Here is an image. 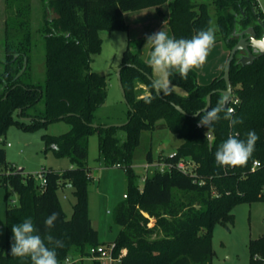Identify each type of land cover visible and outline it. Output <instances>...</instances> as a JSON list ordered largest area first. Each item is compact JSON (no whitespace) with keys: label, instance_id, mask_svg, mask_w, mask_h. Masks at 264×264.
<instances>
[{"label":"trees","instance_id":"16d2710c","mask_svg":"<svg viewBox=\"0 0 264 264\" xmlns=\"http://www.w3.org/2000/svg\"><path fill=\"white\" fill-rule=\"evenodd\" d=\"M40 1L42 24L36 32L44 48L42 83L31 81L30 53L34 37L28 17L23 18L29 10L19 9L17 18H10L5 24L0 60V139L9 124L34 130L65 121L69 125L66 133L43 135L42 139L45 150H52L56 158H67L73 168L42 170L45 184H37L33 175L16 173L0 148V186L10 187L18 196L17 205L6 204L5 243L0 250V264H32L30 258L9 254L13 242L11 228L26 218L32 219L42 238L52 235L63 242V247L56 249L59 264H63L73 248L84 252L86 248L102 245L89 218L87 202L88 140L95 134L98 160L106 167L116 164L125 167L127 177L125 199L116 207L113 219L121 227L112 241L114 257L125 249L118 264H210L213 227L217 223L232 224L231 211L238 203L264 202V56L256 57L247 66L236 63L238 54L234 57L229 79L237 102L231 105L235 118L242 119L243 123L230 128L222 118L212 130L215 143L209 145L204 137L207 130L197 127L199 117L192 115L205 107L208 94L211 93L209 107H215L222 98L217 90L225 88L221 79L223 71L207 85L197 83L194 69L186 79L174 71L170 77V94L160 93L158 97L149 79H154L152 68L142 61L140 53L130 51L128 41L119 64L129 105L127 123L121 127L105 128L102 124L92 127L94 114L107 97L106 77L90 69L91 55L101 48L99 32L126 31L125 12L149 7L159 11L167 0ZM211 4L215 9V29L208 4L193 0L169 1L167 24L172 37L190 39L199 30L212 28L230 51L237 42L233 36L235 29L253 26L258 37L261 35L256 21L264 22V15L256 0H211ZM174 105L186 114L179 113ZM162 127L182 141L174 156L166 157L167 160L194 162L196 177L177 170L154 171L143 179L139 189L131 168L134 151L143 132ZM119 130L125 134L123 140L118 137ZM251 130L259 139L247 163L234 168L217 166L216 147L233 132H238L243 139ZM152 161V151H148L146 162ZM255 161L259 166L253 168ZM64 186H69L75 196L69 219L57 194ZM140 211L156 217L153 227L140 224ZM52 212L58 213L59 218L48 229L44 220ZM248 250L249 264H264V237L251 239ZM100 263L93 261V264Z\"/></svg>","mask_w":264,"mask_h":264},{"label":"rangeland","instance_id":"374dc122","mask_svg":"<svg viewBox=\"0 0 264 264\" xmlns=\"http://www.w3.org/2000/svg\"><path fill=\"white\" fill-rule=\"evenodd\" d=\"M169 1L172 0H167L161 4L159 11L154 7H149L125 12L123 16L126 31L99 32V37L102 40L101 48L98 53L91 55L90 69L106 77L107 97L105 103L94 114L95 125L107 126L126 122L128 108L118 86L116 70L121 62L123 51L127 48L128 41L130 51L140 53L142 61L148 63L151 48L146 45L147 35L164 28L172 37L169 26L165 22L169 12ZM193 1L209 5L212 27L215 29V9L211 0ZM259 2L264 7V0H259ZM257 7L260 9L258 4ZM19 9L22 12L29 10V14L24 15L23 18L28 17L34 37L30 53L31 81L42 83L44 79V48L42 39L36 32L42 24L43 7L40 0H0V60L3 59L6 21L10 18H17ZM228 54L227 47L215 35V44L209 52L207 62L201 68L194 69L197 72V83L207 85L216 75L220 76ZM223 55L224 62L222 63L220 59ZM221 63L222 69L218 71ZM155 76L158 77L156 73ZM140 93L143 94L144 92ZM14 119H16L15 115ZM68 130L69 125L65 121L54 122L34 130H25L14 124H9L5 134L0 139V148L4 150L6 162L10 167L15 170L23 169L24 175H33L36 183L40 184L41 179L38 176L42 170L51 168L63 171L73 168L67 158H56L52 150H45L42 139L43 135L56 136L66 133ZM118 137L123 140L124 132L119 130ZM181 142L164 127L141 134L140 144L134 151L131 164V168L136 174V184L139 189L143 186V179L151 173L143 169L147 152L152 151L154 160H156L159 155L172 154ZM86 163L89 168L88 215L93 228L98 232L99 243L107 246L121 230V227L115 224L113 219L116 207L125 199L127 177L123 168L106 167L102 160H98L96 134L89 137ZM195 172L196 165L192 171L196 176ZM57 194L66 219H69L72 214V205L75 203L73 191L68 186H64L58 190ZM17 203L18 196L12 189L8 186H0V250L5 243L6 204L17 205ZM231 214L233 215L232 224L217 223L213 227L211 239L213 257L210 264H249V241L264 237V202L238 203L232 208ZM155 219L154 215L140 211V224L142 226L153 227ZM88 249L80 252L78 248H73L66 258L71 264H93L95 259L89 254ZM121 252L124 253L125 249H121ZM100 264H107V262Z\"/></svg>","mask_w":264,"mask_h":264},{"label":"clouds","instance_id":"9594fccd","mask_svg":"<svg viewBox=\"0 0 264 264\" xmlns=\"http://www.w3.org/2000/svg\"><path fill=\"white\" fill-rule=\"evenodd\" d=\"M214 44L215 32L212 28L199 30L190 39L171 37L164 28L147 35L146 45L151 48L148 64L158 76L153 80L151 87L158 93L170 94L172 87L170 77L173 72L186 79L190 71L201 68L207 62ZM249 46L256 55H264V36L249 37ZM227 102V97H224L218 100L215 107L193 112L194 116L199 117L197 127L207 130L204 137L209 145L215 143L212 130L222 118L228 121L230 128L243 123L242 119L235 118L234 109L226 107ZM258 139L254 130L248 131L243 139L238 132L229 134L216 147L214 153L216 165L221 168L244 166L254 153ZM58 218L56 212L49 214L44 220L45 227L53 228ZM11 231L13 242L10 246V255L30 258L32 264H59L56 249L62 248L63 242L54 239L52 235L42 238L31 218L13 225Z\"/></svg>","mask_w":264,"mask_h":264},{"label":"water","instance_id":"95a60500","mask_svg":"<svg viewBox=\"0 0 264 264\" xmlns=\"http://www.w3.org/2000/svg\"><path fill=\"white\" fill-rule=\"evenodd\" d=\"M256 23H257V26L262 31L261 35L259 37L264 36V22L257 20ZM233 36L237 37V42L229 51L228 58L226 60L224 68H223V74L221 76V79L224 81L225 88L217 90L222 95V98L227 97V100H228V102L226 104L227 108L230 104L231 97H232V88H231L230 79H229V69H230V65H231V62L233 61L234 57L238 54L236 63L240 64L241 66H247V65H250L256 57L264 56V55H256L255 53H253L252 49L249 46V37L255 36V37L259 38L256 31H255V28L253 26H249L248 28L242 29V30L235 29L233 31ZM241 52H244V54H240ZM120 70H121V68L118 67V69L116 70V78L118 81V86H119L122 98H123L125 104L127 105V108H129V105L127 104V101L125 99L124 89H123L122 84H121ZM149 79L151 80V82H153V80H154L151 77H149ZM155 93L158 97L161 96L160 93L156 92V90H155ZM210 101H211V93L206 96V105L204 108H207L210 106ZM174 108L179 113L186 114L181 109L180 106L174 105ZM192 116H194V115H192ZM126 123H127V121L122 123V124L107 125L104 127L105 128L110 127V126L121 127ZM91 126L97 127V125H95V124H92ZM212 135H213V133H212ZM22 172H23V169H21V168L16 170V173H22Z\"/></svg>","mask_w":264,"mask_h":264},{"label":"built area","instance_id":"2783aa9c","mask_svg":"<svg viewBox=\"0 0 264 264\" xmlns=\"http://www.w3.org/2000/svg\"><path fill=\"white\" fill-rule=\"evenodd\" d=\"M237 100L233 98V93L231 97L230 104L228 108H232L233 106L231 105L232 103L235 104ZM9 145V144H8ZM174 156V152L169 155L162 156L159 160L156 159L152 162H146L143 166V169L146 172H154V171H159L161 173L163 172H170L172 170H177L183 174L190 175V176H195V174L192 173L193 168L195 163L188 160V159H179L175 162L167 160V158H172ZM167 157V158H166ZM259 163L258 162H253L252 167H258ZM116 168H123L125 170V167L116 164ZM191 168V170H189ZM40 180V184L43 185L45 184V179L43 175L39 174L38 176ZM196 177V176H195ZM114 249H115V244L113 242L109 243L107 246L105 245H98L95 247H91L89 249V254L93 257V259L100 261L101 263L107 262V264H118L120 262V258L122 255L125 254V252H120L118 257H114ZM63 264H71L69 259H65Z\"/></svg>","mask_w":264,"mask_h":264},{"label":"crops","instance_id":"0c3cea01","mask_svg":"<svg viewBox=\"0 0 264 264\" xmlns=\"http://www.w3.org/2000/svg\"><path fill=\"white\" fill-rule=\"evenodd\" d=\"M256 2H257V4L260 6V11H261V13H262V15H264V7H262L261 6V4H260V2H259V0H256ZM165 22L167 23V18H165ZM223 58H224V55L222 56V58L220 59V62L222 61V63L224 62V60H223ZM222 63L219 65V67H218V71H220V69H222ZM221 73V72H220ZM219 73V74H220ZM218 75H216L215 77H217ZM153 77L155 78V79H157L156 78V76H155V72L153 71ZM214 77V78H215ZM213 78V79H214ZM153 159H154V157H153ZM69 187V186H68Z\"/></svg>","mask_w":264,"mask_h":264},{"label":"flooded vegetation","instance_id":"af4514ba","mask_svg":"<svg viewBox=\"0 0 264 264\" xmlns=\"http://www.w3.org/2000/svg\"><path fill=\"white\" fill-rule=\"evenodd\" d=\"M262 32V31H261ZM240 54H244V52H241Z\"/></svg>","mask_w":264,"mask_h":264}]
</instances>
